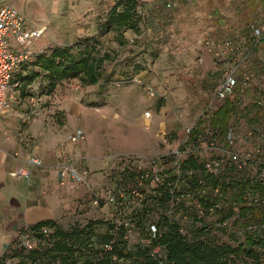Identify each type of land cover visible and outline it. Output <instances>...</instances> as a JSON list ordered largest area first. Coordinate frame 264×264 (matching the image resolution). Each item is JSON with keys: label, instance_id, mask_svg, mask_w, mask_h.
Here are the masks:
<instances>
[{"label": "rangeland", "instance_id": "374dc122", "mask_svg": "<svg viewBox=\"0 0 264 264\" xmlns=\"http://www.w3.org/2000/svg\"><path fill=\"white\" fill-rule=\"evenodd\" d=\"M5 1L17 9L28 26H45L43 35L34 41L37 49L81 41L96 43L97 53L108 55L100 66L96 84H83L79 76L71 77L60 82L50 98H46L48 94L35 92L33 96L41 98L35 105L29 102V95L27 99L15 100L0 115V133H3L2 117L12 110L19 111L17 125L11 132L18 133V139L21 133H26L32 119L42 113L41 126L47 133L83 131L85 140L69 143V146L65 140V155L79 167H86L93 185L98 187L108 181L114 160L121 154L115 149L139 152L145 158L168 152L178 144L180 136L187 133L186 128L197 123L202 107L211 98L220 74L227 66L223 64L214 69L213 58L202 50L203 38L206 35L220 38L232 30L249 36L248 25L252 23L249 19L254 9L251 4L256 0H155V9L148 7L151 1L137 0L141 5L137 9L140 31L128 29L122 33L104 30L108 13L117 0ZM258 1L263 0H257L256 4ZM230 12L237 18L231 20ZM216 14L224 16L227 22L215 23ZM201 17L204 21L212 19L211 26H202L203 23H199ZM238 19H241L239 25ZM178 36H188L196 41L195 64L187 67L189 62L182 61L181 69L173 70L170 56L173 55L174 38L179 41ZM245 41L247 44V39ZM185 43H179L180 53L186 51ZM246 69L255 74L264 73V40L251 51ZM133 76L151 83L158 91H165L167 99L149 98L142 85L130 80ZM126 78L128 80L122 82ZM41 81L44 83L45 80ZM256 83L255 78L253 84ZM76 85L80 87L76 88ZM245 98L251 100L252 90ZM248 102L245 100V104ZM261 104H243L236 108L226 128L243 133L254 123L264 124V101ZM145 111L151 112L150 118L144 117ZM105 149L101 164H87L89 158L100 157ZM68 185L57 182L49 186L44 203L47 217L63 230L84 227L91 222L93 232L100 235L102 228L101 225L98 227L97 220L109 219L110 210L106 206L92 207L83 186ZM12 246L10 244L6 251L9 254L4 264L18 260L17 256H12Z\"/></svg>", "mask_w": 264, "mask_h": 264}, {"label": "built area", "instance_id": "2783aa9c", "mask_svg": "<svg viewBox=\"0 0 264 264\" xmlns=\"http://www.w3.org/2000/svg\"><path fill=\"white\" fill-rule=\"evenodd\" d=\"M248 29L249 36L232 30L220 38L209 35L203 38L202 50L213 58L214 69L227 66L211 98L202 107L197 123L186 128L187 133L180 136L172 150L146 158L139 154H118L108 181L98 187L93 185L86 167H79L70 159L59 162L61 185L72 182L83 186L92 207L106 206L110 210L102 229L113 238L101 244L104 251L110 250L115 238L120 237L127 246L146 248L153 259L164 264L166 247L159 239L169 227L183 236L202 226L217 233L237 234L254 227L231 222L238 216L239 206L264 204V124L254 123L245 132L236 133L230 127L223 129L210 122L224 101L238 103L250 90L251 102L264 101V73L246 69L251 51L264 40V22H252ZM44 30L45 26L27 28L17 9L0 0V112L16 100L19 83L15 74L36 54L31 51L32 43ZM255 78L257 83L253 84ZM130 80L142 85L149 98L167 99L165 91H158L138 76ZM29 102L33 106L37 99L32 95ZM143 115L150 118L151 112L145 111ZM198 124L197 133H192ZM84 138L81 130L70 135V141L75 143ZM57 154L62 155L60 151ZM28 162L41 165L37 155H31ZM10 175L28 176L29 171L21 168ZM228 210L231 217L226 216ZM51 231L47 225L34 230L26 225L14 246L29 251L39 243V233L47 235Z\"/></svg>", "mask_w": 264, "mask_h": 264}, {"label": "trees", "instance_id": "16d2710c", "mask_svg": "<svg viewBox=\"0 0 264 264\" xmlns=\"http://www.w3.org/2000/svg\"><path fill=\"white\" fill-rule=\"evenodd\" d=\"M136 7L137 0H117L108 13L104 30L139 32ZM107 57V54L100 56L96 43L91 42L50 46L37 52L32 61L23 63L15 74V80L27 83L41 76L47 81V92L59 81L71 77L79 76L83 84L92 85L99 81L100 66ZM235 104L233 100L224 101L215 111L211 124L225 129L236 110ZM199 124L192 133H197ZM226 216L231 217L230 210ZM97 222L101 228L107 224L106 220ZM235 222L241 226L253 224L254 227L237 234L230 231L217 233L202 226L186 236L169 227L159 239L166 247L164 264H264V204L239 206L238 216L231 224ZM91 224L72 230L57 228L51 218L29 224L31 230L44 225L53 229L47 235L39 233V243L29 251L16 248L13 242L12 256L18 257L13 264H160L146 248L127 246L120 237L115 238L110 250L104 251L101 244L113 236L103 229L97 236ZM8 254L5 252L0 256V264H4Z\"/></svg>", "mask_w": 264, "mask_h": 264}, {"label": "crops", "instance_id": "0c3cea01", "mask_svg": "<svg viewBox=\"0 0 264 264\" xmlns=\"http://www.w3.org/2000/svg\"><path fill=\"white\" fill-rule=\"evenodd\" d=\"M143 1H149V3L151 1V4L148 5V7H151L150 9H155V7H157L154 5L156 3L155 0ZM256 1L251 4L254 9L251 13L252 18L249 19V21L251 20L252 22L259 23L264 21V0L262 2L258 1L259 4H256ZM230 13L231 20L237 18L233 15L232 12ZM175 15L176 14H174V16ZM199 16L202 15L199 13ZM204 20L205 19L203 17H201V19L199 20V23H203L202 26H211V23L213 21L212 19V21L209 19L208 21ZM215 20V23L227 22L224 16L218 14H216ZM238 20H240V22L237 23V25L241 23V19ZM25 25H27L26 22ZM198 26H200V24ZM27 28H36V26H28ZM247 33L249 34V32ZM177 38H179V41H176V37L174 38L172 47L173 55L170 56V61L172 63L171 66L173 70H175L176 68L181 69L180 65L183 64L182 61L189 62L187 67L194 66L195 60L193 59V56L196 51V41H192V39L188 36H178ZM36 39L33 40L31 51L37 53L42 49H37L38 47L36 46L34 47V41ZM183 42H186V51L180 53L181 50L179 47V43L182 44ZM206 55L204 56V58L207 57ZM33 59L34 57L31 59V61ZM206 59L207 58H205V60ZM28 69H31V67H29ZM184 69L187 68L185 67ZM35 70H38V68H35ZM23 73H25V71ZM41 79L44 80L41 76H39L31 82H19V86L16 91V101L27 99V96L29 97V95L31 96L35 92L38 95L48 94L46 98H50L52 91L60 82L63 81H59L51 91L47 92V81L45 80L43 83ZM67 79L70 80V78ZM35 84L36 87H34ZM37 99L38 101H40L41 98L39 99L37 97ZM245 100L247 102L249 101V104H245ZM241 101H243V103H241ZM241 101H239L238 103L235 102L236 108L240 107L243 104H254L248 98H244ZM5 111H7V109L2 110L0 112V115ZM13 112L15 113L13 114ZM40 113L41 112H39V114ZM43 115L44 113L33 118L32 122H30L28 128L25 130L26 133H21L19 139L17 138L18 133H11L14 126L17 125L15 124V122L16 117H19V111L17 109L15 111L12 110L4 115L5 118L2 117V122L5 123V126L3 129V133H0V256L8 250L10 244L13 245V242L16 240L23 227L35 223L36 221H39L41 219L49 218L47 217V208L44 203L47 200L46 198H48L47 192L49 190V186H53V184H56L58 182L59 162L68 159V157L65 155L66 151L63 144L65 140L67 141L68 146L69 143H75L70 142V135L73 131L69 133L45 132V128H42L41 126ZM65 135L67 137H64ZM106 150L107 149L104 150L100 157L89 158L87 160V164L94 165L96 164V162L101 164L102 157L105 155ZM58 151H60L62 155L59 156L57 154ZM115 152L121 154H139V152L135 153L118 149H115ZM31 155H37L41 160V165H30L28 161ZM21 168L28 170L29 175H10V172L16 171ZM67 183L69 184L68 186L76 188L80 186L72 182Z\"/></svg>", "mask_w": 264, "mask_h": 264}]
</instances>
